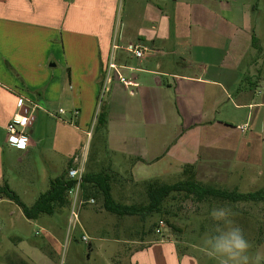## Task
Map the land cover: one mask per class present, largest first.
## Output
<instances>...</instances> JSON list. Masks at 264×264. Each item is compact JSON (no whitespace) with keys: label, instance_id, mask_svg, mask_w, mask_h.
I'll use <instances>...</instances> for the list:
<instances>
[{"label":"crops","instance_id":"crops-1","mask_svg":"<svg viewBox=\"0 0 264 264\" xmlns=\"http://www.w3.org/2000/svg\"><path fill=\"white\" fill-rule=\"evenodd\" d=\"M25 100L40 108L19 149L6 128ZM102 106V149L89 160ZM37 153L49 184L78 158L123 186L194 166L204 184L264 190V0H0V182L10 156ZM174 240L137 243L131 264H199Z\"/></svg>","mask_w":264,"mask_h":264},{"label":"rangeland","instance_id":"rangeland-1","mask_svg":"<svg viewBox=\"0 0 264 264\" xmlns=\"http://www.w3.org/2000/svg\"><path fill=\"white\" fill-rule=\"evenodd\" d=\"M101 104L102 98L99 100ZM99 139L100 135H94L93 130L92 140L85 147L83 158L92 160L99 155L102 138ZM51 140L52 137H49V146ZM10 157L13 158L11 161L6 157L8 162H5L3 178L21 201L31 207L48 190L46 176L51 164L41 153L28 157L15 154ZM183 178L176 176L163 182L175 184ZM3 182H0V186ZM263 182L260 181L257 187L263 186ZM145 184H128L130 190L127 192L128 186L116 182L113 197L125 205H146L148 198ZM239 192L256 191L244 183ZM98 198H84L87 201L95 200V204L83 206L78 213V223L72 219L70 209L52 217L44 216L37 221H29L16 204L0 199V264H131L134 249L141 247L137 243L170 237L178 242L180 257L187 253L195 257L199 264H219L217 258L208 254L204 243L215 227L216 222L210 217V212L217 207L231 209V219L251 243L253 255L264 247V203L230 204L214 200L197 203L174 194L165 202L161 214L142 220L139 217L119 218L109 214ZM160 221L166 224V228L162 235H157L156 228ZM50 225H54V229H50ZM84 236L88 237L90 244L83 241ZM261 264H264V260Z\"/></svg>","mask_w":264,"mask_h":264},{"label":"trees","instance_id":"trees-1","mask_svg":"<svg viewBox=\"0 0 264 264\" xmlns=\"http://www.w3.org/2000/svg\"><path fill=\"white\" fill-rule=\"evenodd\" d=\"M253 46L258 49L255 38ZM106 125L107 113L102 106L97 117L94 135L103 136ZM182 176L183 180L175 184L158 181L147 182L145 185L148 203L146 205H125L116 201L112 194L114 183L117 182V175L109 171L86 173L82 184L83 197L85 199L89 196L99 197L98 200L101 199L103 202V209L119 218L132 216L142 220H146L154 214H161L164 211L165 202L174 194L185 196L197 203L212 200L230 204L264 203V190L243 194L237 190L222 189L215 184H204L197 180L194 166H186ZM71 187L72 183L68 181L67 174L51 180L49 189L38 197L33 206L28 207L10 188L9 183L4 180L0 186V199L16 204L21 208L27 220L36 221L44 216H53L60 210L69 209L71 200L68 190Z\"/></svg>","mask_w":264,"mask_h":264},{"label":"built area","instance_id":"built-area-1","mask_svg":"<svg viewBox=\"0 0 264 264\" xmlns=\"http://www.w3.org/2000/svg\"><path fill=\"white\" fill-rule=\"evenodd\" d=\"M129 53L134 55L137 59H143L145 57V50L139 45H130L126 49ZM109 70H116V66L110 65ZM120 81L126 87L130 85L129 81L120 77ZM111 82V77L108 74L106 78V84L103 89L102 99L107 92V86ZM40 107L29 100H25V103H22L18 113L13 117L11 123L7 126V138L10 145H14L20 148L26 149L29 144V138L31 136V130L36 121V111ZM65 111L60 110L59 115H64ZM79 113L76 111L74 116L77 117ZM53 117H57L51 115ZM84 161L75 158L73 161V166L68 169L67 179L72 183V187L68 190V196L71 200L70 211L72 219L75 223H78L79 217L78 213L85 205H94L95 200H84L82 184L85 176V167ZM166 228V224L163 221H160L157 224L156 234L162 235V231ZM83 241L87 244H90L88 237L84 236Z\"/></svg>","mask_w":264,"mask_h":264},{"label":"clouds","instance_id":"clouds-1","mask_svg":"<svg viewBox=\"0 0 264 264\" xmlns=\"http://www.w3.org/2000/svg\"><path fill=\"white\" fill-rule=\"evenodd\" d=\"M232 215L228 207L213 208L210 212L216 224L204 241L208 254L217 258L219 264H261L264 260V247L253 255L251 243L231 219Z\"/></svg>","mask_w":264,"mask_h":264}]
</instances>
